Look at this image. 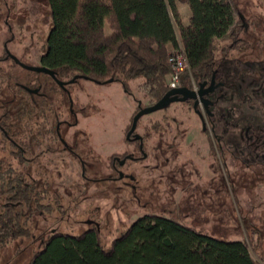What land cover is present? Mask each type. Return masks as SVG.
Listing matches in <instances>:
<instances>
[{
    "label": "trees",
    "instance_id": "16d2710c",
    "mask_svg": "<svg viewBox=\"0 0 264 264\" xmlns=\"http://www.w3.org/2000/svg\"><path fill=\"white\" fill-rule=\"evenodd\" d=\"M45 2L51 25L40 47V60L61 79L98 84L113 79L125 90L132 82L141 81L146 94L157 102L170 90L172 59L183 50L196 84L209 82L215 72L224 83L219 91L221 102L235 119L234 128L242 131L238 147L263 152L264 133L259 138L256 132L264 128V67L243 58L244 54H254L253 49L263 39L243 38L249 36L250 27L235 0ZM180 5L190 8L188 25ZM9 29L13 31L11 23ZM4 52L0 63L9 65V71L0 76V146L9 158L0 162V249L20 239H35L32 226L36 214H52L47 189L37 190V179L29 170L32 157L38 154L30 142L33 135L42 139L45 132L39 127L44 120L48 133L56 136L62 118L60 105L63 107L56 97L33 104L22 89V85L31 86L23 78L30 73ZM262 63L264 58L259 60ZM181 85L192 86L189 72L181 75ZM243 88L260 92L261 97L248 101L249 93L240 95ZM52 90L62 92L55 83ZM219 104L211 109V127L206 133L212 143L213 136L216 138L220 153L226 155L222 134H216L224 116ZM243 104L260 116H246ZM34 117H40L42 123L33 122ZM154 129L162 132L158 125ZM101 230L92 226L76 235L59 230L41 233L44 238L24 264H259L243 238L223 240L163 214L140 217L110 243L103 240Z\"/></svg>",
    "mask_w": 264,
    "mask_h": 264
},
{
    "label": "rangeland",
    "instance_id": "374dc122",
    "mask_svg": "<svg viewBox=\"0 0 264 264\" xmlns=\"http://www.w3.org/2000/svg\"><path fill=\"white\" fill-rule=\"evenodd\" d=\"M235 1L250 27L249 36L244 35L243 38L251 37L255 42L263 39L259 46L253 43L257 45L253 49L256 51L254 54H244L243 58L255 61L257 67H264V63L259 64V60L264 58V52H261L264 44V0ZM179 10L188 25L191 17L188 5H180ZM9 23L12 24V32ZM50 25L45 0H0V58L5 53L4 46L8 44L7 49L25 64L38 66L40 47L46 41ZM12 38L14 40L11 41ZM7 71L9 65L0 63V76ZM29 77L23 76L26 81L31 79ZM141 85V81L130 84L133 96L144 106L155 104ZM55 91L51 88V98L56 97L59 104H63L60 99L63 93ZM71 91L75 106L86 107L78 115L79 134L82 137L93 135L101 160L106 162L112 149L110 137L113 134L122 135L136 103L132 97L126 96L118 82L98 84L81 80ZM246 93H249L248 101L261 97L260 92L245 88L240 95ZM219 106L224 116L216 134H222L226 155L220 153L213 135L215 142L212 143L210 134L202 129L192 107L186 104H174L144 117L143 123L148 124L151 134L150 152L163 145L162 175L151 166L153 171L147 173L138 187L124 192H118L106 182L97 181L106 175L93 169L87 172L92 181L85 187L80 164L69 155L65 157L59 144L53 142L51 152L39 147L41 149L32 157L29 170L37 179V190L47 189L48 200L53 205L52 214L37 213L32 226L35 239H20L0 249V264L26 263L32 249L39 247L43 235L50 230L76 235L97 226L102 228L103 240L110 243L149 213L174 218L223 240L243 238L249 243L254 259L264 264V149L261 153H257V149H240L237 144L241 143L242 131L232 125L235 119L228 114L226 103L220 102ZM249 106H241L246 116L252 113L260 116L258 112L249 110ZM60 107L63 118V107ZM151 123L161 127L162 132L151 130ZM255 123L256 126L259 124L257 120ZM262 130L264 128L256 132L259 138L264 133ZM8 158V152L5 153L0 146V162ZM151 163L155 164L154 161Z\"/></svg>",
    "mask_w": 264,
    "mask_h": 264
},
{
    "label": "flooded vegetation",
    "instance_id": "af4514ba",
    "mask_svg": "<svg viewBox=\"0 0 264 264\" xmlns=\"http://www.w3.org/2000/svg\"><path fill=\"white\" fill-rule=\"evenodd\" d=\"M7 45L8 44L4 46L7 57L10 60L14 61L11 57L8 56ZM18 59L21 62H23L22 59L20 58ZM14 63L16 64L15 61ZM38 66H43L41 60ZM25 70L30 73L29 78L31 79H29L28 82L30 83L31 86L22 85V89L27 94L30 95V97L32 98V103L38 104L39 100L51 99L50 90L52 88L51 86L52 83H55L58 87H60L57 84L56 80L48 74L33 72L27 69ZM214 74H215V85L217 84H222V85L218 86L214 90V92L204 95V99L211 102L208 106L203 101H200L197 108H195L194 107L195 100H189L186 102L178 101L172 103L168 107L170 108L174 104H182V105L186 104L189 107H192L194 113L199 118L203 129V120L200 118V116L197 113V111L200 110L204 115V120L207 124V129L204 131L209 130L211 127V121H210L212 117L211 109L215 107L216 103H218L219 101L221 102L223 97V94L219 91L224 86V83L220 79H218L216 72ZM55 75L57 79L67 83L63 87H60V90L63 93L62 95L63 98L60 97V99L63 100V118L59 119L58 121L57 133L56 136L54 137H52L51 134L48 133L49 128L48 127L45 128L46 126H48V124L45 123V120L42 127H41L42 124H40L39 127L40 131L43 130V133L44 132L45 133L43 134L42 139L39 138L41 137V135L39 137H35L34 135L32 136L30 146L33 150H35L34 152H36V150H39L41 148H43L44 150H49L51 152L52 143L54 142V144H59L60 148H63L62 151L65 157L69 155V157L72 158V160H77L78 163L80 164L79 168L80 170H82L81 179L84 182V186L88 183H91L92 181L90 179V175H87L89 169L96 170V172L100 171V173H105L106 176L98 178L97 181L100 180L106 182L108 185H112L114 189L117 190L118 192H124L126 191V189H135L136 187H138L139 183L146 179L147 173L153 171V167L154 170L160 171L162 175L163 145H160L159 147H157V149L155 148L153 152H150L149 142H150L151 134H149L148 132L149 129L148 124L143 123V119L147 115L141 117L137 121V125L134 131L131 132L135 116L139 113V111L142 108L148 106H144L141 100H136V98L133 96V92L130 89L128 90L123 89V90L126 96L133 98V100L136 103V108L134 112L130 115L129 123L126 125L122 135L116 136L113 134L110 137V147L112 149L111 152H109L108 154L106 162H103L100 157L101 155L98 151L99 148L97 149L94 145L93 135L88 134L89 136L85 135L82 137L79 134L81 129L77 128L80 122L78 119V115L81 114V112H83L86 107L80 106V108H78L77 106H75V100L73 98V93L71 90L74 87V85H76L78 82L86 79H77L74 83L70 84L68 83L69 80L61 79L56 71H55ZM213 75L209 82L205 81L207 82V85L205 86L204 90H206L210 86ZM200 84H196L194 82V84H192L191 87L188 85L186 86L181 84L179 87H187L192 91L198 92L200 90ZM78 98L79 96H77L76 102ZM200 98L201 97H199L198 99L200 100ZM208 110L211 113L210 116L207 115ZM40 121H41L40 117L35 118V123L37 122L40 123ZM155 125L156 124L151 123L150 129L154 130ZM82 132L84 131L82 130ZM153 161L155 163L154 165L151 163ZM63 163L66 164V161H64ZM83 169L85 171H83ZM85 187L88 186L86 185ZM89 224L90 223H88V225Z\"/></svg>",
    "mask_w": 264,
    "mask_h": 264
},
{
    "label": "water",
    "instance_id": "95a60500",
    "mask_svg": "<svg viewBox=\"0 0 264 264\" xmlns=\"http://www.w3.org/2000/svg\"><path fill=\"white\" fill-rule=\"evenodd\" d=\"M7 53H8V56L11 57L16 62V64H18L22 68L27 69L29 71H33V72L48 74V75L52 76L56 80L57 84L60 87H63L65 84H67V83L57 79L54 70H52V69H50L48 67H45V66H29V65H26L23 62H21L15 55H13L8 49H7ZM76 80H77V78H74L73 80L69 81L68 83H70V84L74 83ZM112 82H114L113 79L109 80L108 83H112ZM206 85H207V82H204V83L200 84V90L198 92L192 91V90L188 89L187 87H178V88L170 89L155 104H153L151 106H148V107H144V108H142L139 111V113L134 118L133 127H132L131 132L134 131V129H135L136 125H137V121L141 117H143L145 115L152 114V113L157 112V111L165 110L172 103H175V102H178V101L186 102V101H189V100H195V104H194L195 108H197V106L199 105L200 101H203L208 106L211 102L207 101L206 99H204V95H207L209 93L214 92V90L218 86H220L222 84L215 85V74H214L210 86L206 90H204ZM199 97H201L200 100L198 99ZM197 113L200 116V118L203 120V130H206L207 129V124H206V122L204 120V115L202 114V112L200 110H198ZM210 114L211 113L208 110L207 115L210 116Z\"/></svg>",
    "mask_w": 264,
    "mask_h": 264
},
{
    "label": "built area",
    "instance_id": "2783aa9c",
    "mask_svg": "<svg viewBox=\"0 0 264 264\" xmlns=\"http://www.w3.org/2000/svg\"><path fill=\"white\" fill-rule=\"evenodd\" d=\"M172 65H173L174 72H173V75L169 79L171 88H177L180 86L181 75L185 72H189L192 84H194V80L190 72L189 62L183 50H181L180 52L174 55L172 59Z\"/></svg>",
    "mask_w": 264,
    "mask_h": 264
},
{
    "label": "crops",
    "instance_id": "0c3cea01",
    "mask_svg": "<svg viewBox=\"0 0 264 264\" xmlns=\"http://www.w3.org/2000/svg\"><path fill=\"white\" fill-rule=\"evenodd\" d=\"M184 6V5H183ZM186 6V5H185ZM189 7V6H188ZM190 9V8H189ZM207 233H209V234H213V233H211V232H207ZM214 235V234H213Z\"/></svg>",
    "mask_w": 264,
    "mask_h": 264
},
{
    "label": "bare ground",
    "instance_id": "6f19581e",
    "mask_svg": "<svg viewBox=\"0 0 264 264\" xmlns=\"http://www.w3.org/2000/svg\"><path fill=\"white\" fill-rule=\"evenodd\" d=\"M178 88V87H177Z\"/></svg>",
    "mask_w": 264,
    "mask_h": 264
}]
</instances>
